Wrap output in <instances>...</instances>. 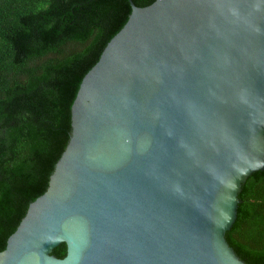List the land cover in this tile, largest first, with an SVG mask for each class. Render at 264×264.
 Instances as JSON below:
<instances>
[{
    "label": "water",
    "instance_id": "95a60500",
    "mask_svg": "<svg viewBox=\"0 0 264 264\" xmlns=\"http://www.w3.org/2000/svg\"><path fill=\"white\" fill-rule=\"evenodd\" d=\"M129 1L0 264H248L226 233L264 170V0Z\"/></svg>",
    "mask_w": 264,
    "mask_h": 264
},
{
    "label": "trees",
    "instance_id": "16d2710c",
    "mask_svg": "<svg viewBox=\"0 0 264 264\" xmlns=\"http://www.w3.org/2000/svg\"><path fill=\"white\" fill-rule=\"evenodd\" d=\"M131 11L129 0H0V251L48 188L81 81ZM239 197L226 238L248 264H264V170ZM52 253L64 257L67 244Z\"/></svg>",
    "mask_w": 264,
    "mask_h": 264
}]
</instances>
